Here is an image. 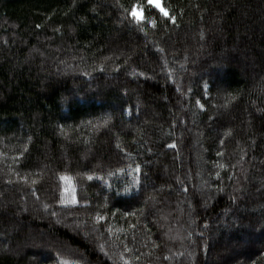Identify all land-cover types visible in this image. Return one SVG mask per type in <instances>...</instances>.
I'll return each instance as SVG.
<instances>
[{
    "label": "trees",
    "instance_id": "1",
    "mask_svg": "<svg viewBox=\"0 0 264 264\" xmlns=\"http://www.w3.org/2000/svg\"><path fill=\"white\" fill-rule=\"evenodd\" d=\"M162 2L0 0V264H264V0Z\"/></svg>",
    "mask_w": 264,
    "mask_h": 264
},
{
    "label": "rangeland",
    "instance_id": "2",
    "mask_svg": "<svg viewBox=\"0 0 264 264\" xmlns=\"http://www.w3.org/2000/svg\"><path fill=\"white\" fill-rule=\"evenodd\" d=\"M149 3L152 6H154L155 8H157L158 10H160V8L156 7V4L158 3L162 8H164L167 11V13H168L167 16L170 15L168 9L163 5L162 0H152V2H150V0H149ZM160 12H161V10H160ZM137 14L138 15H142L144 17L143 9L140 6H137ZM197 48H199L198 45H194L193 44V47L191 46V49L190 50L197 49ZM62 180H63V202L65 204H74V203H76L77 202V198H76V186H75L73 180L70 177H68V176H64ZM73 199L75 200V202H73ZM44 247H45V250L46 251L51 250L50 246H47V244ZM233 254H235V252ZM233 254L230 253V256L231 257H234ZM214 260L215 259L212 258V261H214ZM216 262H220V261H216Z\"/></svg>",
    "mask_w": 264,
    "mask_h": 264
},
{
    "label": "snow or ice",
    "instance_id": "3",
    "mask_svg": "<svg viewBox=\"0 0 264 264\" xmlns=\"http://www.w3.org/2000/svg\"><path fill=\"white\" fill-rule=\"evenodd\" d=\"M150 2H152V0H150ZM156 7L160 8L161 12L164 15H166V16L168 15L167 11L164 8H162L158 3L156 4ZM130 15H132L134 17V19H136L137 22H140V21H142L144 19V17L142 15H138L137 14V6L136 5L133 6L132 11L130 12ZM172 19H174V18H172ZM150 22L153 25L155 24L154 20H152ZM198 103H199V101H198ZM201 107H203V105H201ZM73 202H75L74 199H73ZM65 264H66V262H65Z\"/></svg>",
    "mask_w": 264,
    "mask_h": 264
}]
</instances>
